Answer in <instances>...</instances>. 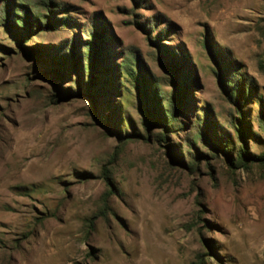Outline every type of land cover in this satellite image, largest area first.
Here are the masks:
<instances>
[{
    "label": "rangeland",
    "instance_id": "1",
    "mask_svg": "<svg viewBox=\"0 0 264 264\" xmlns=\"http://www.w3.org/2000/svg\"><path fill=\"white\" fill-rule=\"evenodd\" d=\"M261 154L264 0H0V264H264Z\"/></svg>",
    "mask_w": 264,
    "mask_h": 264
},
{
    "label": "trees",
    "instance_id": "2",
    "mask_svg": "<svg viewBox=\"0 0 264 264\" xmlns=\"http://www.w3.org/2000/svg\"><path fill=\"white\" fill-rule=\"evenodd\" d=\"M45 6H46V4H45ZM38 18L39 19L37 20V25H36L37 28L41 27L40 26V20H42V21L48 20V18L43 16V15H39ZM13 19H15V22L22 25L26 31H29L31 29V26L29 25V23H30L29 18H27L24 14L21 17H15ZM46 26H48V25H46ZM89 36L91 37L90 38L91 40L90 41L87 40L85 42L87 44L85 46V48L87 49L86 57H87V60L89 61V64L87 65V74H88V78H90V80L87 84L88 87L93 86V81L91 80L92 74H90V72H91V70H93V67H94L93 66V62H94L93 60L96 57V53L100 49L99 43L96 41L97 37L94 38L93 34L88 33V37ZM71 51H72V49H71ZM73 56H74V54H73ZM170 65H171V68L174 70V68H176V66H178V62L177 61H175V62L171 61ZM125 67L126 66H124V68ZM125 70H127V68H125ZM130 71H132V68H130ZM130 73H132V72H130ZM236 73H233V75L230 78H225L224 83L219 81V84L223 85L224 91L228 95L229 98L234 97V98L239 100L240 99L239 97L243 94V91L241 89L240 83L237 82V80H236V76H238V74L236 75ZM221 75H225V74L221 73ZM137 80L138 79L134 78L135 83ZM183 85L185 86V81H183ZM137 86L139 87L138 84H137ZM184 92H185V90L182 91V94L177 92L176 96H174V97L172 96L173 105L171 102V110L168 112L167 118L164 119V121L162 120V123H164V125H166V127H167V125L173 126V124L177 121L176 114L179 110L178 105L181 103V99L184 97ZM237 114H238V112H237ZM160 115H161V117H163V114H160ZM216 144L219 145V147H221L222 151H225V152L228 151V143L227 144L216 143ZM226 156H227L229 162H231V160H232L231 156L229 154H227ZM248 156H250V155H248L245 152H241L239 155V160L246 162L247 159L249 158ZM258 159L264 160V154H261L260 158H258Z\"/></svg>",
    "mask_w": 264,
    "mask_h": 264
}]
</instances>
